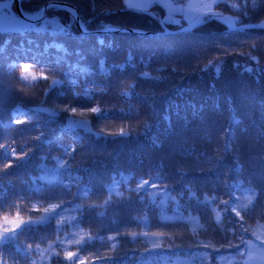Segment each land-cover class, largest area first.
<instances>
[{
  "label": "trees",
  "instance_id": "trees-1",
  "mask_svg": "<svg viewBox=\"0 0 264 264\" xmlns=\"http://www.w3.org/2000/svg\"><path fill=\"white\" fill-rule=\"evenodd\" d=\"M61 2L74 6L85 20H92V23L88 25L89 31L98 30L101 24L152 33L162 31L158 16H163L164 9L159 6L153 7L157 16L154 18L136 11L119 12L125 7L124 0H95V9L93 0H61ZM47 3L48 0H23L22 6L23 9L31 12ZM214 9L227 16L233 15L230 8L215 7ZM104 10H112V14L104 15L102 14ZM46 15L49 18L58 17L64 24L69 22V14L65 11L48 10ZM262 17H264V6L251 13L249 18H243V23H256ZM168 26L175 28L170 24ZM197 29V33L190 37L177 35L164 38L113 32L105 39L107 41L111 38L114 41L117 46L116 51L107 47L100 49L98 46L91 45V42L85 43L88 40L96 42V35H90L83 42H79L73 36L55 37L70 50L80 47L87 57L83 63L94 69L97 66V54L106 56L111 62L123 60L127 52L131 51L137 65L136 72L148 71L152 77H159V79L136 80L135 91L140 93L139 97L135 95L131 99L123 97L119 95L123 89L116 87H111L107 95L95 97L98 101L103 100L108 107L110 119L103 121L102 124H97L93 120L94 132L103 127L106 133H118L119 129L124 127L126 131L133 133L127 139L119 136L109 137L107 140L97 139L94 132L91 134L83 130L61 134L62 126L66 124L63 113L53 122H48L47 114L37 115L29 112L28 116L24 117V124L0 128V135L7 137L4 143L12 142L16 154H20V146L27 147L35 144L34 138L40 132L44 133L43 139L52 140L50 145H41L38 150H35L36 155L32 156L24 167L17 168L13 158L11 161L13 166L7 168L10 175L3 174L6 165L10 162L0 159V181L6 187L9 182H12L19 190L23 187L22 181L29 180V174L33 176L41 174L37 167L41 163L39 156L63 158L60 145H75L76 151L72 157L80 167L74 165L71 175L72 177L79 175L81 180L74 182L68 176L62 177L65 184L72 185L71 192L64 193L68 200L73 199L78 187L91 186L96 193L104 194L102 196L89 194L85 200L76 202L103 205L104 200L109 199L105 193L106 186H111L114 179L120 180L121 174L134 176L127 185L120 183L114 189L111 196L112 202L93 210L91 223L85 231L90 230L93 236L100 237L94 241V250L108 256L125 258L127 264H139L141 257L145 260L150 259L151 264H199L193 259V254L198 253L203 256L205 252L211 253L212 249L197 248L194 243L212 240L215 244L223 235L221 229L230 228L229 214L221 208L210 213L207 207L198 205L195 200L190 201L187 192L180 196L179 194L185 191V186H190L201 198L205 191L211 196L212 190L216 189L221 199L227 198V189L223 187L221 181L231 183L234 179H239L247 186L248 181L251 180L258 192L264 189V137L260 136V130L264 129V105L261 104V101H264V75L257 82L253 76L244 73L243 66L247 58L238 54L247 52L248 46L255 42L256 49L253 50V55H256L264 64V28L229 33L225 24L211 21ZM71 31L76 37L80 34L77 24L73 25ZM29 35L38 40L41 46L45 41L53 39L48 35L36 33ZM22 39L24 37L20 35L0 34V43L9 41L5 55L15 56V46ZM217 44L235 50V53L229 55L220 65L219 79L216 78V65L207 71L201 70L217 53L215 47ZM141 58L145 63H141ZM70 59L76 60L77 57L72 56ZM234 62H238L241 67H234ZM37 71L46 70L37 69ZM131 74L132 70L128 69L123 76ZM120 76L121 74L115 73L110 81H105L97 74L89 77L87 82L91 84L95 81L98 84L114 85ZM46 83L48 82L41 80L39 83L31 81L22 85L15 76L5 75L4 83L0 86V121L9 123L13 109L18 104L29 109L46 99L45 106L55 108L63 107L65 101L72 100L71 90L67 87L63 89L66 93L64 98L57 97L55 91L48 93L45 97L42 90ZM10 84L15 89L24 88L26 95L20 96L10 92ZM213 84L215 88L211 87ZM127 90L132 91V89ZM227 96L232 98L234 113L229 111L225 100ZM217 101L220 104L218 110L212 107ZM72 102L76 105L88 103L83 99ZM191 104L208 106L202 118L193 117L192 109L189 107ZM170 105H179V115L176 108L173 107L171 110V129L163 119L165 110ZM129 108L133 109L132 116L125 118L120 110L127 111ZM233 114L240 119L239 125L232 124ZM146 124H151L150 131H146ZM245 128L247 131H242ZM230 129L235 133V141L232 143L231 151H226L225 145L229 141ZM58 136H60L59 140L56 139ZM76 136H79L81 140L76 141ZM154 138L160 142L159 147L153 142ZM33 150L29 148L30 152ZM237 162L242 165V171L239 173L234 171ZM45 163L51 168L54 161L48 159ZM85 168L87 171L84 170ZM157 175L163 178L164 184L173 189L172 195L179 201L183 221L174 216L175 205L170 204L167 209H163L158 205H150L148 199L141 202L136 193L127 191L128 187L135 188L137 181L142 179L151 181ZM150 191L156 192L157 189ZM237 195L241 196V200L245 199L242 194L237 193ZM128 197L131 199H127ZM161 197L162 193L161 196H157V200ZM13 199L16 198L13 197ZM17 203L20 204V208L12 211H21L25 218L30 214L40 215V213L31 212L30 206H25L26 202L17 201ZM32 203L39 202L33 200ZM254 204L258 213L264 212V193L257 197ZM101 212L104 215H99ZM165 212L170 218L166 225L161 222ZM73 215L76 214L69 210L65 213V219L70 221ZM255 227L256 225L253 224L254 229ZM144 232H165L168 235L156 238L139 235ZM132 233L138 235L133 237ZM109 237H116V240H110ZM147 238L153 240L148 242ZM21 241L31 242L25 237H22ZM155 241L160 242L159 247H153ZM112 245L115 247L112 248ZM221 251L224 255L219 257L212 253L211 264H239L238 257L228 255L234 250L225 252L222 249ZM150 253L151 256H149ZM117 264H120L119 259ZM203 264H209V261L205 259Z\"/></svg>",
  "mask_w": 264,
  "mask_h": 264
},
{
  "label": "snow or ice",
  "instance_id": "snow-or-ice-1",
  "mask_svg": "<svg viewBox=\"0 0 264 264\" xmlns=\"http://www.w3.org/2000/svg\"><path fill=\"white\" fill-rule=\"evenodd\" d=\"M16 2L17 0H0V34H15L24 37L15 46V56L5 55L9 44L8 40L0 43V86L4 83L5 75L15 76L16 80L22 85L31 81L39 83L42 80L48 82L42 90L45 97H47L48 93L55 91L57 97L64 98L66 93L63 89L67 87L71 90L72 100L65 101L63 107L57 106L55 108L45 107L46 99L41 100L36 107L29 109H25L18 104L13 109L11 121L7 124L0 121V128L12 127L14 124H24V117H27L29 112H34L37 115L47 113L48 122H53L55 118L63 113L66 124L62 126L61 134L65 132L75 133L79 130L93 133V120L97 124H102L103 121L110 119L108 107L103 100L98 101L95 99L97 95H107L111 87H116L123 89L119 93L123 97L129 99L133 95L139 97L140 93L135 91L137 87L136 80L159 79V77H152L148 71L136 72L137 65L131 51L127 52L123 60L111 62L106 56L97 54L98 59L95 69L83 63L87 57L83 54L81 48L70 50L62 41L56 40L55 37L73 36L79 42H83L91 35L88 25L92 23V20H85L75 8L62 3L61 0H48L46 6L31 12L23 9V0H19L21 4L19 13L14 10ZM124 3L125 7L121 11L134 10L137 13H147L153 4L167 9V15L159 20L163 29L162 32L156 34L159 38L177 35L190 37L197 33V26H203L213 20L225 22L229 33L246 32L253 28H264V17L256 23H243V18H249L251 13L264 6V0H236L235 3H230V0H212L211 3L201 4L195 9L193 5L185 4L184 0H175V3H168L167 0H137L135 3H130L129 0H124ZM214 7L230 8L233 15L224 16L222 12L214 11ZM93 8L95 9V0H93ZM48 10L67 12L69 14V22L64 24L58 17L49 18L46 15ZM193 11L196 14H192ZM102 14L110 15L112 10H104ZM148 14L153 15L152 13ZM177 15L180 17L179 20L174 18ZM181 21H186L187 23H181ZM169 23L177 24L179 26L178 30L170 32L167 28ZM74 24H79L80 27V35L78 37L74 36L71 31ZM117 31L127 30L101 24L96 33V44L98 47L100 49L107 47L116 51L117 46L114 41L111 38L106 41L105 37H110L111 33ZM136 31L139 36L146 35L139 30ZM30 33L52 36L53 39L45 41L43 46H41L38 40L33 39L29 35ZM215 47L217 53L208 60L201 70L207 71L216 65V78L219 79L220 65L223 64L229 55L234 54L235 50H230L228 46L220 44ZM248 47L249 50L247 52L238 53L247 58V62L243 66V72L253 76L259 82L260 77L264 75V64L261 63L256 55H253V50L256 49L255 42ZM72 56L77 57V59H70ZM5 60H7V63H5ZM248 62H253L254 66L253 63ZM141 63H145L143 58H141ZM233 66L236 68L241 67L238 62H234ZM37 69L46 71L38 72ZM128 69L132 70V74L123 76V73ZM115 73H119L121 76L115 81L114 85L108 83L98 84L95 81L91 84L87 82L89 77H94L97 74L103 77L105 81H110ZM211 87L215 88V84L211 85ZM127 89H132V91ZM9 91L20 96L26 95L24 88L15 89L11 84L9 85ZM78 99L86 100L88 103L76 105L72 102ZM144 99H147V97H144ZM225 100L229 111L234 113L231 96H227ZM261 104L264 105V101H261ZM173 107L177 109V115H179V105H170L165 110L163 117L169 129L172 126L170 113ZM189 107L192 109L193 117L202 118V114L208 106L205 104H191ZM212 107L218 110L220 108L219 102L214 103ZM120 111L125 118H130L133 109L129 108L127 111L121 109ZM76 117H81V119H76ZM231 122L233 125L241 123L235 114H233ZM151 127V124H146V131H150ZM242 131H247V129H242ZM132 134V131H126L124 127H121L118 133H106L103 127L94 132L97 139L103 138L104 140L117 136L127 139ZM228 136L229 141L225 145V150L231 151L232 143L235 141L234 131L230 129ZM260 136L264 137V129L260 130ZM43 137L44 133L40 132L34 138L35 144L27 147L20 146V154H16V149L12 146V142L5 144L4 141L7 137L0 135V159L10 162L6 165L3 174H11L7 172V168L13 166L11 163L13 158H15L17 168L24 167L29 163L32 156L36 155L35 150H38L41 145H50L52 143V140L43 139ZM56 139L59 140L60 136ZM75 140L80 141L81 138L76 136ZM153 142L157 147L160 146V142L156 141L155 138ZM29 148L34 150L30 152ZM60 148L63 158L60 156L50 157L48 155L39 156L41 163L37 167L40 169L41 174L38 176L29 174V180L22 181L23 187L19 190L12 182H9L6 187L0 181V213H2L0 215V264H117L118 259L120 264H127L125 258L108 256L94 250V241L100 239V237L93 236L90 230L86 232L85 229L91 223L93 210L107 206L112 202L111 196L114 189L120 183L127 185L129 181L134 179V176L132 174H121L120 180L114 179L111 186H106L105 193L109 199L104 200L103 205L76 202L85 200L89 197V194L98 196L104 194L96 193L91 186L78 187L73 199L68 200L64 193L71 192L72 185L65 184L62 177L68 176L74 182H79L81 177L79 175L72 177L71 170L74 165L76 167H80V165L76 164L74 157H72V154L76 151L75 145L65 146L61 144ZM48 159L54 161L51 168L45 163ZM84 170L87 171L86 168ZM234 171L237 173L242 171V165L239 162H237ZM181 175H184V173H181ZM220 183L227 189V199H221L216 189L212 190L213 194L211 196L205 191L202 193L201 198L187 185L185 186V191L179 194L183 196L185 192L189 193L188 199L190 201L195 200L198 205L207 207L210 213L216 212L217 208H221L229 214L230 228L228 230L221 229L223 235L215 244L212 240L208 242L196 241L194 243L195 247L212 249V252H205L203 256L194 253L193 259L197 260L199 264H203V261L207 259L209 264H211L212 253H215L217 257L223 256L224 252L221 251L223 249L225 252L234 250L229 252L228 255L230 257H238L239 264H264V223H260V221H264V212L258 213L254 204L257 197L264 193V189H260V192H258L251 180L248 181L247 186L239 179H234L231 183L227 181H221ZM151 189H157V191L151 192ZM127 191L136 193L141 202L148 199L150 205H158L163 209H167L170 204L175 205L174 216L181 221L184 220L180 211L179 201L172 195L173 189L164 184L160 175L153 177L151 181L148 179L139 180L135 188L128 187ZM141 193L143 194L141 195ZM161 193V199L157 200V196H161ZM237 193L242 194L245 199L241 200V196L237 195ZM13 197L16 199H13ZM127 199L130 200L131 197ZM33 200L39 203L34 204L32 203ZM17 201L26 202L25 206H30L29 210L31 212L40 213V215L34 216L30 214L25 218L21 211H12L20 208V204ZM69 210L76 214L72 216L70 221L65 219V213L69 212ZM99 215L102 216L104 213L101 212ZM169 219L165 212L161 222L166 225ZM216 219H219L218 213L216 214ZM253 224L256 225L255 229ZM137 235V233H132L133 237ZM139 235L165 237L168 234L165 232H144ZM22 237L30 239L31 242H22ZM109 239L116 240V237H109ZM159 246V241L153 243L154 248ZM111 247L114 248L115 245ZM149 256H151V253ZM139 264H151V260H145L144 257H141Z\"/></svg>",
  "mask_w": 264,
  "mask_h": 264
},
{
  "label": "rangeland",
  "instance_id": "rangeland-1",
  "mask_svg": "<svg viewBox=\"0 0 264 264\" xmlns=\"http://www.w3.org/2000/svg\"><path fill=\"white\" fill-rule=\"evenodd\" d=\"M234 1L235 0H230V3H234ZM129 2L130 3H135V2H137V0H129ZM167 2L168 3H175V0H167ZM184 2H185V4H191V5H193V8L195 9L197 6H199V5H201V4H205V3H211L212 2V0H184ZM154 6H159V7H161L160 5H156V4H153L152 5V7H150L148 10H153V7ZM162 9H164V13H163V16H162V18H164L166 15H167V9H165V8H163V7H161ZM215 8V7H214ZM14 10L16 11V7L14 6ZM215 10V9H214ZM17 12V11H16ZM221 12V11H220ZM223 13V12H222ZM192 14H196L194 11H193V13ZM227 16V15H226ZM175 19H177V20H179L180 19V17H179V15H177V16H175L174 17ZM181 23H187L186 21H181ZM223 24H224V22H222ZM170 25H172V26H175V28L174 29H178V25L177 24H175V23H169ZM167 27L168 28H170L168 25H167ZM170 29H173V28H170ZM163 31V30H162ZM89 42H91V45H93V46H98L97 44H96V42L95 41H90V40H88V42H85V43H89ZM88 46V45H87ZM90 47V46H89ZM77 48H80V47H77ZM99 48V47H98ZM92 134V133H91ZM94 134V133H93ZM227 199V198H226ZM156 238V237H155ZM151 240H153V239H151ZM151 240H149L148 238L146 239V241H148V242H151Z\"/></svg>",
  "mask_w": 264,
  "mask_h": 264
},
{
  "label": "water",
  "instance_id": "water-1",
  "mask_svg": "<svg viewBox=\"0 0 264 264\" xmlns=\"http://www.w3.org/2000/svg\"><path fill=\"white\" fill-rule=\"evenodd\" d=\"M63 3V2H62ZM65 4H67V5H69L70 7H72V8H75L74 6H72V5H70V4H68V3H65ZM47 5V4H46ZM46 5H44V6H46ZM76 9V8H75ZM16 10H17V13H19L20 12V10H21V4L19 3V0H17V2H16ZM77 10V9H76ZM121 10H119V12H120ZM125 11H128V12H133L134 10H125ZM78 12V11H77ZM219 12V11H218ZM47 13V12H46ZM148 13H152L153 14V12L151 11V10H148V12L147 13H143V14H146V15H149ZM223 15L224 16H226L224 13H223ZM149 16H154V14L153 15H149ZM160 19H162L161 17H160ZM214 21V20H213ZM224 24L226 25V23L224 22ZM78 25V28L80 29V27H79V24H77ZM227 26V25H226ZM198 27H200V26H197V28ZM117 28H120V29H126L127 31H117V32H124V33H130V34H137V31H136V29H127V28H121V27H117ZM168 28V27H167ZM254 29H262V28H253V29H249V30H254ZM168 30L170 31V32H176L178 29H175V30H172V29H170V28H168ZM91 34H96L97 33V31H89ZM141 32H143V33H145V34H147V35H151V36H153V37H155L156 36V34H158V33H151V32H144V31H141ZM160 33V32H159Z\"/></svg>",
  "mask_w": 264,
  "mask_h": 264
},
{
  "label": "bare ground",
  "instance_id": "bare-ground-1",
  "mask_svg": "<svg viewBox=\"0 0 264 264\" xmlns=\"http://www.w3.org/2000/svg\"><path fill=\"white\" fill-rule=\"evenodd\" d=\"M257 30H259V29H257Z\"/></svg>",
  "mask_w": 264,
  "mask_h": 264
}]
</instances>
